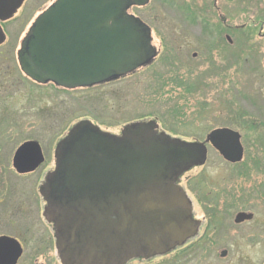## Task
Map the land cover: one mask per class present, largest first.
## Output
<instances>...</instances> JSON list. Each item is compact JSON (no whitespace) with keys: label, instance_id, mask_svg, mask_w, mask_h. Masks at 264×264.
<instances>
[{"label":"rangeland","instance_id":"1","mask_svg":"<svg viewBox=\"0 0 264 264\" xmlns=\"http://www.w3.org/2000/svg\"><path fill=\"white\" fill-rule=\"evenodd\" d=\"M53 1L26 0L16 14L19 22L14 21L21 26L6 28L12 29L11 45ZM130 14L149 26L157 54L148 66L115 82L70 92L39 87L22 76L18 46L7 50V76L0 86V236L21 242L17 264H62L43 224L32 227L33 220L27 223L18 211L22 207L17 208L30 187L14 173L11 161L26 141L39 143L46 157V165L30 178L35 182L53 166L57 145L83 121L113 136L133 122H155L158 134L193 143H203L217 128L238 132L244 151L239 164L226 163L207 145L206 163L180 176L192 219L203 224L209 215L195 199L198 183L206 194L220 184L228 183L230 190L239 181L234 172H247L249 188L264 176V0H149ZM260 205L250 203L245 212L255 219L243 226L233 222L241 210H220L218 236L205 227L206 237L179 258L166 254L131 264H263L264 202Z\"/></svg>","mask_w":264,"mask_h":264},{"label":"water","instance_id":"2","mask_svg":"<svg viewBox=\"0 0 264 264\" xmlns=\"http://www.w3.org/2000/svg\"><path fill=\"white\" fill-rule=\"evenodd\" d=\"M24 1L0 0V21L10 19ZM148 3L53 1L21 41L20 71L37 84L73 90L148 66L157 54L151 29L129 13ZM156 127L155 122L133 123L113 136L83 121L57 145L55 170L41 193L62 264L147 259L164 255L195 235L198 224L178 184L180 176L206 163L207 145L226 162H241L240 134L215 129L203 143H193L158 134ZM43 162L40 145L28 141L15 151L12 167L23 174ZM251 219L252 215L239 213L234 223ZM22 252L19 242L0 237V264H17Z\"/></svg>","mask_w":264,"mask_h":264},{"label":"flooded vegetation","instance_id":"3","mask_svg":"<svg viewBox=\"0 0 264 264\" xmlns=\"http://www.w3.org/2000/svg\"><path fill=\"white\" fill-rule=\"evenodd\" d=\"M25 3H26V0L23 2L21 7L15 12V14L10 19H7L5 21H0V38H1V42H0V86H3V82L6 80V76H7V73H5V71H4L8 62H9L7 50L9 49L10 46H13V48H15V49L18 46V49L16 50V59H17V51L19 50L21 41L24 38V35L27 31V30L25 31V33L23 34L22 37H21V34H22L23 30L18 32L17 35L15 36V39H16L15 45L14 44L11 45L10 44V38L13 37V34L11 33L12 29H11V31H8L6 28H8V27L11 28V27H15V26L17 27L18 25L21 26V24H17V23L15 24V22L17 20L19 22V18H17V20H15V19L17 17L16 14L19 13L20 9H22V7L24 6ZM29 27L30 26H28V28ZM227 38H228V36H226V40H227ZM137 71H135L134 73H136ZM134 73H132V74H134ZM132 74H130V75H132ZM22 76L24 78H27L23 75V73H22ZM127 76H129V75H127ZM127 76H124V77H127ZM124 77H120L116 80H112V81L104 83V84L115 82V81L120 80L121 78H124ZM28 80H30V79H28ZM31 82L33 84L39 86V87L51 86L56 91L57 90L64 91V92L73 91V90H69V89L56 87L55 85H53L51 83L46 84V85H41V84H37L33 81H31ZM42 152H43V150H42ZM43 155H44V153H43ZM12 159H13V157H12ZM46 163H47L46 157L44 155V162L36 170L28 172V173H23V174H18L13 169L12 161H11V167H12L14 173L17 175L18 178H22V179L24 178L22 180L23 182L29 181V183H27L28 186H25L27 188L30 187V192L28 193L29 195L22 192V193H24L23 194L24 198L22 199V202L20 205L17 204L18 205L17 208L22 207L20 210H18L21 214V217H23V219H25V214H26V216L28 218L27 223H30L29 220L32 219L33 222L35 223V225L30 223L32 225V227H36L37 223H42L44 226V230L47 233V235L45 234V237L47 238V243L48 244L50 243L51 246L54 248L55 241H56L55 232H54V229L52 226L53 224L50 221H48V219L45 217L47 202H46L44 196L42 195L41 190H42L43 186L46 184L47 179L50 177V175L55 170V155H54L53 166L52 167L49 166V168L44 173H41L36 178L35 182L30 180V178H32V176H34L38 172V169L41 168V166L46 165ZM237 164H239V163H237ZM230 165L234 166L236 164H230ZM27 166H28V164L26 165V167ZM234 174L238 175L236 178H238L239 181H234L232 188L231 189L229 188L230 190H227L225 188V186L229 185L228 183H226L223 185L220 184V186L216 187V189H213V190L207 192L206 194H203L202 193V182L198 183V185L196 186V188L198 190H197V193H195V199L197 200L199 205L202 206L203 210H205V208H206V209H209L211 211L210 216L209 217L208 216L203 217L204 218L203 219L204 224L201 221H200V223H198L196 221L198 224V227H197V230L195 232V235L193 237H191L190 239H188L180 248L175 249V250L174 249L171 250L170 253H168L167 255H173L174 258H179L180 256L187 254V252H189V250L194 245L200 244V242L206 237L205 230L208 231V229H209L212 237L216 238V236H218V234L220 233V228L222 227V225H221L222 221H220V218H219L220 213H222L220 210L223 211V210H228L230 208H237V210H241V211L237 212L235 214V216L239 213H245V214L252 215L251 220L243 221L242 223H239V224L234 223L235 226H243V225H245V223H249L250 221H254L255 214L252 212H245V210L250 211V209H251V207H249L250 203H257L260 205L262 201L264 202V176L261 177L262 180L258 181L259 182L258 186L249 188L248 187L249 181L245 177V174H247V172H234ZM231 179H234V178H231ZM216 185L218 186L219 184L216 183ZM28 197H29V199H28ZM24 208H26V212H25ZM255 208H256V206L252 207V209H255ZM35 216H36V218H35ZM234 219H235V217H234ZM233 222H234V220H233ZM205 227H206V229H205ZM0 237H8V238L16 240L17 242H19V244L21 245V247L23 249V246L19 240L12 238L11 236H7V235H1ZM225 239H228V238H225ZM223 253H225L224 256H222ZM22 255H23V253H22ZM219 255H220V258L223 259L227 256V251L223 250L220 252ZM153 258H155V257H153ZM151 259L152 258H150V259H148V258L147 259L134 258V259L128 260L126 262H121L119 264H131L134 261H138V260L139 261H149ZM19 260H18V262H19Z\"/></svg>","mask_w":264,"mask_h":264},{"label":"trees","instance_id":"4","mask_svg":"<svg viewBox=\"0 0 264 264\" xmlns=\"http://www.w3.org/2000/svg\"><path fill=\"white\" fill-rule=\"evenodd\" d=\"M205 212L210 216V210L205 208Z\"/></svg>","mask_w":264,"mask_h":264}]
</instances>
